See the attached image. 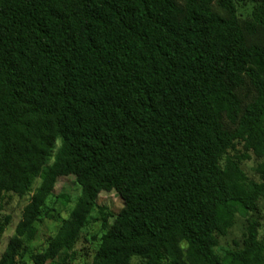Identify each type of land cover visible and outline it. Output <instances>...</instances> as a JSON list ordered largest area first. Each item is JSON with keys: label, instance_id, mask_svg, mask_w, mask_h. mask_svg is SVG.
<instances>
[{"label": "trees", "instance_id": "16d2710c", "mask_svg": "<svg viewBox=\"0 0 264 264\" xmlns=\"http://www.w3.org/2000/svg\"><path fill=\"white\" fill-rule=\"evenodd\" d=\"M36 179L0 264H28L50 197L31 264H264V0H0V211Z\"/></svg>", "mask_w": 264, "mask_h": 264}, {"label": "rangeland", "instance_id": "374dc122", "mask_svg": "<svg viewBox=\"0 0 264 264\" xmlns=\"http://www.w3.org/2000/svg\"><path fill=\"white\" fill-rule=\"evenodd\" d=\"M237 8L241 12V14L243 13L244 14L243 16H245L248 14L250 6L249 4L243 5L239 3L237 4ZM240 94L243 96L249 95L248 88L247 87L242 88L240 90ZM60 141L61 139L58 137L55 141L51 156H53L54 153L56 152ZM51 162L52 159L50 157L49 161L47 162V165L51 164ZM256 162L257 160L255 159V157H253L252 159L245 161L243 164L244 169L248 174V176L255 179H257L258 177L254 171ZM45 167L46 166H44L43 168ZM37 183H38V179L34 181L33 185L30 187V189L27 192H24L21 195L8 194L4 198L3 201L4 208L2 209V211H0V217L9 215L10 222L8 224V227L0 237V254L4 249L8 238L12 235L16 223L21 218L22 209L27 203ZM55 192L69 193L72 197H75V195H77L79 190L77 186L74 184L72 177H61L59 178L58 183L56 184ZM98 202L101 205H105L106 207H108L112 213L118 212V210L122 206L120 197L113 191L101 193ZM69 205H71V203ZM260 206H262L261 202H260ZM65 209L66 208L62 207L60 204L54 203L53 197L47 199L45 203L44 213L41 216V220L36 223L37 226L36 238L30 244L28 252L24 255V258L28 264H31L30 252L39 251L43 249L46 246L47 238L54 235L57 228L60 226L63 217L66 216ZM261 217H264V208L261 210ZM244 220L245 217L237 215L235 224L232 226L231 230L229 231V234L226 237L221 238L220 243L223 245H230L233 239H238L241 235L242 224ZM261 222H262V228H261L262 231L264 228V220H261ZM98 232H99V222L92 226L90 230V234H94Z\"/></svg>", "mask_w": 264, "mask_h": 264}]
</instances>
